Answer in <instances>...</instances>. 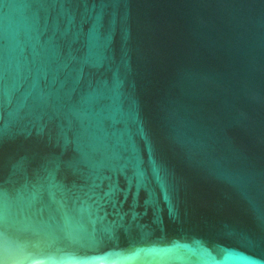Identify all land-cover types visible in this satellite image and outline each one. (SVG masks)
Here are the masks:
<instances>
[{"label":"water","instance_id":"1","mask_svg":"<svg viewBox=\"0 0 264 264\" xmlns=\"http://www.w3.org/2000/svg\"><path fill=\"white\" fill-rule=\"evenodd\" d=\"M0 264H264V0H0Z\"/></svg>","mask_w":264,"mask_h":264}]
</instances>
